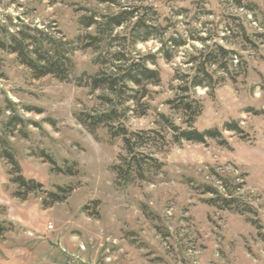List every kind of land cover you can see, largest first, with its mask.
I'll return each mask as SVG.
<instances>
[{"label":"rangeland","instance_id":"rangeland-1","mask_svg":"<svg viewBox=\"0 0 264 264\" xmlns=\"http://www.w3.org/2000/svg\"><path fill=\"white\" fill-rule=\"evenodd\" d=\"M251 1L264 14V0ZM119 2L151 8L157 15L152 23L169 26L168 37L187 38L201 30L196 37L216 34L214 42L247 61L248 74L237 83L227 81L213 95L198 92L203 113L195 127L201 132L218 129L224 144L208 140L170 146L156 154L164 164L159 174L145 182L118 184L112 168L123 154L122 141L103 127L92 134L78 121L81 114L105 110L99 100L104 92L80 86L78 80L85 83L97 75L104 67L96 60L107 52L106 42L99 51L83 49L82 38L96 31L81 28L79 21L118 9L101 0H0V29L15 33L23 24L59 31L75 49L70 82L52 76L34 79L16 55L0 50V225L8 230L0 238V264H264V45L252 47L224 31L233 17L241 18L250 34L257 31L255 24L230 0ZM201 8L213 16H201ZM180 10L188 13L178 14ZM117 33L129 41L115 44L112 52L159 50L155 41L130 47V29ZM0 37L6 40L3 33ZM193 47L201 50L203 45L192 42L169 63L158 59L161 84L149 87L145 116L127 113L123 122L130 131L155 128L160 114L173 117L167 104L174 98L173 77L179 68H189L184 63ZM16 118L21 123L11 124ZM228 123L243 133L224 131ZM4 150L13 154L22 176L43 185L41 191L26 200L14 197L18 188L11 182L13 167L1 157ZM70 167L76 175L56 171ZM214 174L243 184L239 195L256 216L206 204L208 196L195 188L217 186ZM58 187L75 190L63 203L44 208L47 193ZM249 219L259 220L261 230Z\"/></svg>","mask_w":264,"mask_h":264},{"label":"trees","instance_id":"trees-1","mask_svg":"<svg viewBox=\"0 0 264 264\" xmlns=\"http://www.w3.org/2000/svg\"><path fill=\"white\" fill-rule=\"evenodd\" d=\"M101 2L108 3L118 10L102 16L96 14L83 16L79 25L86 30L93 28L96 31L95 35L87 34L82 38L83 49L92 48L99 51L106 42L107 52L100 54L96 60V63L104 68L97 75L88 77L85 83L82 78L78 83L80 86L90 87L92 91L104 92L99 100L105 106V110L100 113L81 114L78 121L92 134L103 127L108 129L112 139L122 141L123 154L119 156L118 164L112 168L117 183L128 185L138 181H149L150 175L159 174L164 167L156 154L170 146L185 142L206 144L208 140H217L223 145L222 132L218 129L201 132L195 127L197 119L203 113V103L198 92L205 90L206 94L213 95L225 82L237 83L240 76H247L248 65L244 57L235 50L214 42L213 37L216 34L206 38L196 37L198 33H203L202 30L192 32L193 34L187 38L178 34L168 37L169 26L152 23L157 15L151 8L122 6L119 0H101ZM230 3L241 9L245 16H250L257 31L250 34L241 22V18L236 17L226 23L224 31L231 38H242L244 43L252 47L257 48L258 42L259 46L264 45V14L258 6L251 0H230ZM187 13L188 10H180L178 14ZM199 13L201 16H213L212 12L204 8H201ZM121 28L130 29V47L155 41L160 46L158 52L126 54L125 48L112 52L110 49L115 44H125L129 41L127 37L116 34ZM0 33L6 36V40L0 37V50L16 55L19 63L31 72L34 79L52 76L60 82H70L74 70L72 56L75 49L71 46L72 42H68L61 32L22 24L15 33L3 28L0 29ZM196 41L203 45L202 49L193 47L194 53L189 54L184 63L189 68L185 70L179 68L173 77L175 86H172L171 90L174 92V98L167 102L173 111V117L160 114L155 128L130 131L123 122L127 113L136 112L139 116H145L149 106L144 100L150 96L149 87H158L161 84L160 72L155 69L158 59L172 62L179 50ZM128 103L132 106H126ZM17 121L21 123V120L16 118L11 124ZM224 131L243 133L235 123L226 124ZM1 157L13 167L10 173L11 182L18 188L14 197L26 200L30 194L43 189L42 184L22 176L21 169L11 152L4 150ZM47 159L55 166V162L50 157ZM56 171L69 176L76 175L71 167L67 170L58 168ZM214 176L217 186L195 188L201 195L208 196L204 200L206 204L241 216H256L253 206L239 195L243 184L234 185L227 178L218 174ZM57 190L58 192L47 193L43 200L44 208L63 203L75 188L58 187ZM248 221L256 229L261 230L259 220ZM7 231L5 226L0 225V238Z\"/></svg>","mask_w":264,"mask_h":264}]
</instances>
